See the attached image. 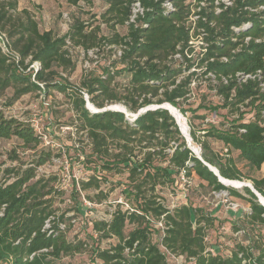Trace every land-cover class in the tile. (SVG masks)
Wrapping results in <instances>:
<instances>
[{"label":"trees","instance_id":"obj_1","mask_svg":"<svg viewBox=\"0 0 264 264\" xmlns=\"http://www.w3.org/2000/svg\"><path fill=\"white\" fill-rule=\"evenodd\" d=\"M66 1L70 4L78 2ZM131 1L108 0L105 11L112 13L108 20H114V26L120 23L125 27L124 33L114 29L109 35H99L97 27L87 29V23L76 19L65 33L54 35L51 30H40L27 8L18 10L16 0H0V33L9 44L7 53L0 49V88L12 86L14 98L30 91L48 93L51 87L64 93L77 114L76 133L84 130L89 141L86 144L88 150H82V155L88 159L89 155L94 156L98 162L95 166L101 169L127 171V193L134 197L136 207L116 208L109 220L91 221V239L94 234L99 238H117V242L109 247L91 245L92 264H176L167 251L185 257L179 264H264V241L258 231L264 227V206L258 203L248 187H243L246 197L219 182L213 171L187 146L175 119L166 109H148L129 121L117 110L91 112L82 92L84 90L88 101L96 107L104 106V98L109 102L119 101L122 97L112 93L110 81L114 74L125 71L129 75V86L123 101L128 110L135 112L147 105L164 102L176 107L177 100L187 99L188 85L196 71L181 79L177 78L178 74L193 65L203 74L212 72L217 82L215 89L223 97V103L212 108L228 106L229 111L238 115L226 127L211 125L204 128L203 139L196 135L192 126L189 133L200 143L199 153L204 161L216 167L222 177L240 180L243 173L238 162L243 161L251 169H260L264 165V85L259 84L264 83V9L256 16L248 17L240 0L218 15L205 13L202 9V14L213 19L217 26L215 32L207 22H199L211 29L212 39L228 34L230 25L246 19L252 20L250 33L261 38L227 62L204 63L205 57L190 61L183 54L188 39L187 30L180 23L187 11L184 0H174L177 9L169 13L162 11L160 1L139 0L143 14L138 15L135 22H128ZM247 3L264 5V0ZM144 23H147L146 27ZM67 42L84 54L102 45L122 43L125 47L116 61L123 66L114 71L106 66L101 73L90 69L82 75L79 86L74 85L57 71L58 67L72 66L65 47ZM230 45L229 40L222 45L213 42L207 54L226 53ZM175 52H181L184 59L172 62ZM13 54L18 56V63ZM34 60L40 62L39 69L27 70ZM257 70L260 71L259 78L242 80L235 75L236 72L254 74ZM222 76L227 80L225 83ZM201 106L198 104L196 109ZM241 106L248 109L241 110ZM249 112L253 118L245 121L244 115ZM207 137L220 141L226 152L214 151ZM10 138L16 139L15 148L34 152L25 163L13 149V155H8L10 162H0V264H63L60 259L80 251L83 241L66 239V225L62 222L64 213L55 215L52 199L43 198L51 192L44 190V182L54 177H38L36 168L50 158L51 151L37 149L40 137L29 121L6 117L0 109V139ZM233 151L237 152L236 157L232 156ZM182 169L187 176L196 174L213 190H227L228 195L249 204V211L231 224L233 231L242 232L241 238L227 253L221 254L214 251L216 247L206 245V229L213 225V217L202 208L187 203L169 209L154 193L157 187L172 185ZM251 181L264 196V173ZM89 184L82 182L81 186L85 188ZM77 203L76 200L75 210H78ZM46 221L49 227L43 228ZM157 221H162L164 226L160 228L159 244L151 239L152 232L159 229L154 227ZM127 223L133 226L125 232Z\"/></svg>","mask_w":264,"mask_h":264},{"label":"rangeland","instance_id":"obj_2","mask_svg":"<svg viewBox=\"0 0 264 264\" xmlns=\"http://www.w3.org/2000/svg\"><path fill=\"white\" fill-rule=\"evenodd\" d=\"M16 4L18 10L27 8L31 12L40 30H51L54 35L65 33L76 19L87 23V29L97 27L99 35H109L114 29L120 33L125 31V27L121 26L120 23L118 26H114V20H108L112 15L111 12H105L108 7V0H78L76 4H70L66 0H16ZM65 47L68 49L72 66L58 67L57 71L77 86H79L82 75L90 69L94 73H101L102 68L106 66L110 67V71L119 70L123 66L115 58H112L110 48L106 45L98 47L97 50H89L86 54L70 42ZM172 62L177 63L178 60L173 58ZM184 75L183 70L177 75V78L181 79ZM128 81L129 75L125 71L114 74L110 81V88L112 93L120 95L122 99L114 102L110 100L109 102L107 98L103 97L105 103L103 107L90 104L92 108L88 109L94 112L103 108L110 110L125 108L129 113H136L137 111L128 110L124 105L123 99L125 98L123 97L128 90ZM216 83L213 79H208L200 70H197L188 85L187 99L180 98L177 100V106H173L182 117L185 131L189 133L190 126H192L196 135L200 136L201 139H203L204 128L211 125L226 127L230 120L238 115L235 111H229L228 106L212 108L223 103L222 95L215 89ZM47 92L30 91L14 98L12 86L0 88V109L3 110L6 117H16L29 121L34 127L35 133L40 137L37 149L43 148L51 151L50 158L36 168L38 177H54L50 180L46 179L44 182V190L50 189L51 192L45 194L43 198L52 199L55 215L64 213L62 222L66 225V239L74 242L83 241L80 251L63 256L60 261L63 264H92L91 245H99L101 248L109 247L117 242V238L115 236L99 238L94 234V239H91L89 236L92 234L91 221L94 219L109 220L116 208L122 210L135 208L136 202L134 197L127 193L129 181L126 178V170L101 169V167L95 166L98 162L94 156L89 155L88 159L82 155V150H88L86 144L89 141L84 130L76 133L77 114L69 98L52 87ZM85 97L88 99L86 93ZM198 104L203 106L196 109ZM182 109L185 111H181ZM244 109L248 108L241 106V110ZM252 118L251 112L244 115L245 121ZM207 140L214 151L220 154L226 152V148L220 141L211 137H207ZM16 144L15 138L0 139V162H10L8 155H13V149L22 161L25 163L30 161L34 150L15 148ZM191 147L201 153L200 143L193 139ZM231 154L236 157L237 152L233 151ZM238 167L243 173L242 179L239 180L242 183L252 184L251 179L259 178L264 173V165L260 169H251L241 161L238 162ZM95 179H97L96 184ZM82 182H89L90 184L82 188ZM225 186L247 197L242 184L238 187L227 184ZM100 192L106 196L104 197ZM154 193L158 195V200H161L166 207L172 204L187 203L193 207L202 208L203 211L213 217V225L206 229L205 239L208 248L216 247L217 250L214 251L225 254L235 241L241 238L242 230L233 231L231 224L237 222L239 217L249 211V204L238 197L228 195L227 190H213L196 174L191 173L185 181L176 176L172 185L157 187ZM223 194H227L228 197ZM76 200L78 201V210H75L74 207ZM87 201L91 205H87ZM229 202L237 203L236 207ZM132 226L133 224L127 223L124 231L127 232ZM154 227L159 229L152 232L151 239L159 244L162 231L160 227L155 225ZM258 231L263 236L264 241V227L259 228Z\"/></svg>","mask_w":264,"mask_h":264},{"label":"built area","instance_id":"obj_3","mask_svg":"<svg viewBox=\"0 0 264 264\" xmlns=\"http://www.w3.org/2000/svg\"><path fill=\"white\" fill-rule=\"evenodd\" d=\"M154 1H160V6L164 13L173 12L177 9V7L174 4V0H154ZM247 1L249 0H240V2L244 4L243 9L246 11L248 17H251L252 15L256 16V14L259 12L260 9H264V5H258L256 3L250 5L247 3ZM235 3L236 0H184V5L187 11L182 21L180 22L187 30V34H188V39L183 53L184 57L188 58L190 61H197L198 59L205 57L204 63L213 60H218L220 62H227L233 55L242 51L243 48L245 49L250 43L252 42L257 43L261 40L260 37L254 36L250 33V30L253 26L251 19L242 20L238 24L230 25L228 34L223 36L217 35L213 39L211 38V34H210L211 29H208L206 26L199 24V22L201 21L207 22L209 28H212L213 30H215V32L218 31L215 21L213 19H208L205 14H202V9H205V13L218 15L223 11H225L228 7L234 6ZM143 10L144 9L139 0H132L130 3L128 22H135L137 16L143 14ZM143 26L146 27L147 23H144ZM0 40H1L0 41L1 51L7 53L9 49V44L3 33H0ZM226 40H229L231 42V45L226 53H222L219 55L207 54V50L212 45L213 42L222 45V43ZM124 47L125 45L122 43L110 45L109 48H111L112 51L111 53L112 58L118 59ZM13 57L15 62L18 63V56L16 54H13ZM184 57L181 55V52H175L172 55V58L180 61H182ZM39 67H40V62L34 60L29 64L27 70L33 69V71H37ZM197 70H199V68H196L193 65L186 71L184 70V72L186 75L191 71H197ZM204 75L208 79H213L215 81L214 74L212 72L208 71ZM235 75L237 77H240L242 80H245L246 78H254L255 76L259 78L260 71L257 70L256 73L254 74L251 73L244 74L242 72H236ZM221 79L224 83L227 81L226 78L223 76L221 77ZM259 84L261 87H263L264 85L262 81ZM83 94H84L83 96L85 97L84 92ZM136 113H131L132 114L131 116L126 115V118L129 121H133L137 117ZM240 130L242 131L243 129ZM177 177H179L183 181H185L188 178V176L186 175V171L184 169L180 170ZM223 195L227 196V194H223ZM229 203L233 204L236 207L237 203H232V202ZM86 204L91 205L89 201H87ZM175 206L176 204H172L169 207L167 206V208L171 209ZM154 225L160 227L161 229L164 227L162 221L155 222ZM61 226L63 227V225ZM48 227H49V222L46 221L43 228H48ZM161 247L163 248V246ZM167 253L176 261V264L185 261L184 260L185 257L181 254L178 255L171 253L169 251H167ZM189 259L192 260L191 257Z\"/></svg>","mask_w":264,"mask_h":264},{"label":"water","instance_id":"obj_4","mask_svg":"<svg viewBox=\"0 0 264 264\" xmlns=\"http://www.w3.org/2000/svg\"><path fill=\"white\" fill-rule=\"evenodd\" d=\"M85 99H86V107H87V108H90V107H89V103H90V102L88 101V99H87L86 97H85ZM164 103H165V102H164ZM164 103L147 105V106H145V107L140 108V109L137 111L136 114H137V116H138L140 113H142V112H144V111H146V110H148V109H156V108H163V109H166V110L168 111V113L171 114V115L173 116V118L175 119V122H176V124L178 125L181 134H182V135L184 136V138H185V141H186L187 146L191 149V151L193 152V154H194L198 159H200V160L203 162V164H205V165H206L211 171H213V173L218 177V181H219V182H221L223 185H225V184L223 183V181L220 179L222 176L219 174L217 168L214 167V166H212L211 164L207 163L206 161H204V160L202 159L200 153H199V152H195V151L192 149V147H191L192 139H191L189 133H188L187 131L185 132V131L182 130V128L180 127V125H179V123H178L176 117L170 112V110L164 105ZM90 104H91V103H90ZM91 105H92V104H91ZM104 110H110V109H109V108H103V109H101V110H99V111H104ZM114 110H117V111L123 112V113L125 114V116H126V115H127V116H131V115H132L131 113L127 112L125 108H115ZM94 112H98V111H94ZM186 130H187V127H186ZM223 178H224V177H223ZM225 179H228V178H225ZM242 186L248 187V188L250 189V191L256 196V200L258 201V203L261 204L262 206H264V204H263V203L261 202V200H260V197H264V196H263L262 194H260V193L254 188V186H253L251 183L243 182Z\"/></svg>","mask_w":264,"mask_h":264},{"label":"bare ground","instance_id":"obj_5","mask_svg":"<svg viewBox=\"0 0 264 264\" xmlns=\"http://www.w3.org/2000/svg\"><path fill=\"white\" fill-rule=\"evenodd\" d=\"M164 105L170 110V112L176 117V119H177V121H178V123H179V125H180V127L182 128V130L183 131H185V129H184V126H183V124H182V117L180 116V113H178V111L172 106V105H170V104H168V103H164ZM91 105H90V103H89V107H90ZM90 108H92V107H90ZM184 123V122H183ZM186 132V131H185ZM193 149V148H192ZM194 150V149H193ZM195 152H198L197 150H194ZM222 181H223V183L226 185H234V186H237L238 187V185H241V184H243L242 182H240L239 180H230V179H225V178H223V177H221L220 178ZM260 200H261V202L264 204V197H260Z\"/></svg>","mask_w":264,"mask_h":264}]
</instances>
